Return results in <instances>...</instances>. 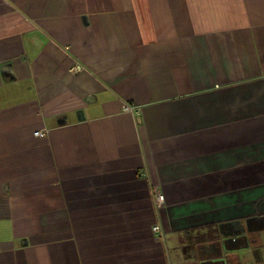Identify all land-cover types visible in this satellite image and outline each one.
Returning a JSON list of instances; mask_svg holds the SVG:
<instances>
[{
  "label": "crops",
  "instance_id": "obj_1",
  "mask_svg": "<svg viewBox=\"0 0 264 264\" xmlns=\"http://www.w3.org/2000/svg\"><path fill=\"white\" fill-rule=\"evenodd\" d=\"M258 215L264 0H0V264H203Z\"/></svg>",
  "mask_w": 264,
  "mask_h": 264
},
{
  "label": "flooded vegetation",
  "instance_id": "obj_2",
  "mask_svg": "<svg viewBox=\"0 0 264 264\" xmlns=\"http://www.w3.org/2000/svg\"><path fill=\"white\" fill-rule=\"evenodd\" d=\"M216 237H205L195 247L203 264H229L231 252L249 251L255 264H264V216L246 217L240 222L222 225ZM221 232H228L223 236ZM205 236V235H203ZM232 249V250H231ZM243 264H252L250 262Z\"/></svg>",
  "mask_w": 264,
  "mask_h": 264
},
{
  "label": "rangeland",
  "instance_id": "obj_3",
  "mask_svg": "<svg viewBox=\"0 0 264 264\" xmlns=\"http://www.w3.org/2000/svg\"><path fill=\"white\" fill-rule=\"evenodd\" d=\"M154 192V190H153ZM153 192H152V204L153 206L155 207V209H158V207L156 206L155 202H154V195H153ZM139 211V210H138ZM140 216V219L138 220L139 223L138 225L136 226V239H139L140 241H144V242H148V237L146 240H142L140 236H143L144 234H147V231L149 229V221H148V218H149V215L147 214V211L145 210V212L142 210L141 214L139 215ZM152 226V225H151ZM154 226V225H153ZM153 226L151 227V231L152 233H158V232H154L152 230ZM125 233V232H124ZM99 238V237H98ZM239 255H240V251L237 253H235V257H237L239 259ZM195 256V254H194ZM233 256V255H232ZM234 257V256H233ZM247 262H250L252 264H255V262L250 258V256L248 258L245 259ZM240 264L239 261H237V259H230L229 261V264Z\"/></svg>",
  "mask_w": 264,
  "mask_h": 264
},
{
  "label": "built area",
  "instance_id": "obj_4",
  "mask_svg": "<svg viewBox=\"0 0 264 264\" xmlns=\"http://www.w3.org/2000/svg\"><path fill=\"white\" fill-rule=\"evenodd\" d=\"M75 69L79 70V67H75ZM134 109H135V107L133 105L125 104L123 106L122 110L123 111H133ZM41 134H42L41 131H35L34 132L35 136H38V135H41ZM153 195H154V202H155L156 206L158 208L163 207V205L165 204L163 193L160 190H158V189H154ZM152 230L154 232H159L160 231V226L158 224H155L153 226Z\"/></svg>",
  "mask_w": 264,
  "mask_h": 264
},
{
  "label": "water",
  "instance_id": "obj_5",
  "mask_svg": "<svg viewBox=\"0 0 264 264\" xmlns=\"http://www.w3.org/2000/svg\"><path fill=\"white\" fill-rule=\"evenodd\" d=\"M232 250V249H231Z\"/></svg>",
  "mask_w": 264,
  "mask_h": 264
}]
</instances>
